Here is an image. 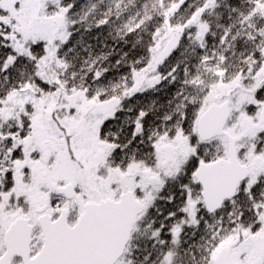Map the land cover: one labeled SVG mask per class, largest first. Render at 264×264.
<instances>
[{
    "label": "snow or ice",
    "instance_id": "obj_1",
    "mask_svg": "<svg viewBox=\"0 0 264 264\" xmlns=\"http://www.w3.org/2000/svg\"><path fill=\"white\" fill-rule=\"evenodd\" d=\"M0 264H264V0H0Z\"/></svg>",
    "mask_w": 264,
    "mask_h": 264
}]
</instances>
